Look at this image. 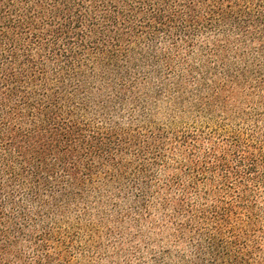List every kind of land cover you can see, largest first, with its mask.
I'll list each match as a JSON object with an SVG mask.
<instances>
[{
  "label": "trees",
  "instance_id": "1",
  "mask_svg": "<svg viewBox=\"0 0 264 264\" xmlns=\"http://www.w3.org/2000/svg\"><path fill=\"white\" fill-rule=\"evenodd\" d=\"M201 33L264 42V0H0V264L20 259L18 245L48 234L58 214L79 224L75 207L92 192L124 186L132 149L150 146L135 132L127 140L119 106L134 97L141 68L166 60L160 43L193 49ZM261 148L194 160L202 187H150L138 169L127 191L184 210L193 223L182 235L196 236L188 260L155 264H264V243L236 229L264 210Z\"/></svg>",
  "mask_w": 264,
  "mask_h": 264
},
{
  "label": "rangeland",
  "instance_id": "2",
  "mask_svg": "<svg viewBox=\"0 0 264 264\" xmlns=\"http://www.w3.org/2000/svg\"><path fill=\"white\" fill-rule=\"evenodd\" d=\"M246 42L201 33L193 49L160 43L157 52L166 60L158 68L151 69V62L141 68L134 97L119 106L121 125L131 132L127 140L135 132L134 142L150 146L139 155L143 149H132L124 186L111 184L87 196L75 207L76 220L81 218L75 227L61 214L48 220L49 233L34 231L18 245L20 259L10 264H155L163 256L168 262L170 254L188 260L196 236L182 235V226L193 223L184 210L125 187L141 168L139 181L150 187L170 181L202 187L203 177L190 171L194 160L224 151L237 160L249 144L261 145L264 154V42ZM259 168L264 172V162ZM236 229L263 244L264 210L253 225L239 219Z\"/></svg>",
  "mask_w": 264,
  "mask_h": 264
}]
</instances>
